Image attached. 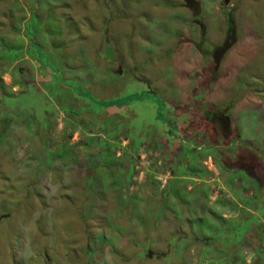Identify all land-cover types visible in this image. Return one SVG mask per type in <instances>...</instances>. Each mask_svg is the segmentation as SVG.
Segmentation results:
<instances>
[{
  "label": "rangeland",
  "instance_id": "1",
  "mask_svg": "<svg viewBox=\"0 0 264 264\" xmlns=\"http://www.w3.org/2000/svg\"><path fill=\"white\" fill-rule=\"evenodd\" d=\"M252 147L264 0H0V264H264Z\"/></svg>",
  "mask_w": 264,
  "mask_h": 264
},
{
  "label": "crops",
  "instance_id": "2",
  "mask_svg": "<svg viewBox=\"0 0 264 264\" xmlns=\"http://www.w3.org/2000/svg\"><path fill=\"white\" fill-rule=\"evenodd\" d=\"M13 42H9V45H11ZM33 42H31L32 44ZM36 42H34L33 44H35ZM8 45V44H7ZM32 46V45H31ZM24 51H27L26 49ZM193 142L194 141V138L191 136V134H188L186 136H183L180 140V149L181 150L182 148L186 147L187 146H194V145H191L190 143L188 142ZM185 142V144H184ZM169 146V145H168ZM198 146V145H197ZM176 148V147H175ZM133 150V149H132ZM134 151V150H133ZM164 153H166L168 156L170 155H173L172 151H171V154H170V148L168 147V149L165 148L164 150ZM163 153V154H164ZM121 152H118V156H120ZM193 155V154H192ZM187 155V154H182L181 157L183 159V161L180 159V161L182 162H185V164L187 166H185V168L188 169V171H190L191 169V166L194 167V166H201L202 165V162H206L207 161H204L205 157L200 155L199 152H195V155ZM133 156V157H132ZM134 156L135 154L133 153L131 155L132 157V161H135L134 159ZM202 156V158H200ZM193 157L195 159H193ZM197 159L198 162H196L195 160ZM202 159V160H201ZM201 160V161H200ZM180 161H178V166L180 165ZM199 163V164H198ZM176 167L179 171V167ZM198 167H194L191 172H188L187 170H183L186 174H182V177L183 178H190L189 175H199L198 177H204V180L206 181H211L213 179H211V174L210 173H207V172H202L200 170H198ZM132 170V169H131ZM182 171V172H183ZM195 171V172H194ZM233 171V170H232ZM237 171V170H236ZM240 171H243V170H240ZM239 173V172H238ZM247 173H250L248 176H249V181H248V186L245 187L246 188V192L248 193L247 195H245V200H242L244 204H241V203H237V204H234V207L235 209L237 208L239 211L242 212V215L245 216L246 215V218L245 219H256V222L257 224H254V227L256 225H259V224H263L264 225V214H263V210H261L262 208V205H264V183H262L261 180H258L257 178L253 177L252 176V173L248 170ZM241 174V173H240ZM236 175V174H235ZM257 177V176H256ZM128 178H130V175H128ZM175 181L176 182V176L172 179V181ZM237 178L235 177L234 179V182H236ZM210 182V183H211ZM234 184V183H233ZM252 189H253V192L252 193ZM237 212L234 211V215L232 214L231 215V218L232 219H235L236 218V214ZM242 224V223H241ZM255 232L257 233L258 235V232L256 231V229L254 228ZM256 235V236H257ZM259 235L261 236V234L259 233ZM260 240V239H259ZM259 244H262L261 240L259 241ZM264 245V243H263ZM256 250V249H255ZM263 250V249H262ZM264 253V252H263ZM264 255V254H263ZM262 258H264V256H262Z\"/></svg>",
  "mask_w": 264,
  "mask_h": 264
},
{
  "label": "trees",
  "instance_id": "3",
  "mask_svg": "<svg viewBox=\"0 0 264 264\" xmlns=\"http://www.w3.org/2000/svg\"><path fill=\"white\" fill-rule=\"evenodd\" d=\"M227 19H228V36H227V41L220 47L221 50L229 49L236 42V37H235L236 24H235V21L231 17V13L227 14ZM104 105L107 106L108 104L106 103ZM109 105L110 106L114 105V102H110ZM206 114L208 116V121H210L211 123H213L215 119L219 117H223L222 112L220 113V112L208 111Z\"/></svg>",
  "mask_w": 264,
  "mask_h": 264
},
{
  "label": "water",
  "instance_id": "4",
  "mask_svg": "<svg viewBox=\"0 0 264 264\" xmlns=\"http://www.w3.org/2000/svg\"><path fill=\"white\" fill-rule=\"evenodd\" d=\"M252 149L255 151V153H258L262 157V159L264 161V153H262V151H258L257 149H255L253 147H252Z\"/></svg>",
  "mask_w": 264,
  "mask_h": 264
}]
</instances>
